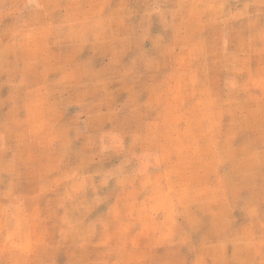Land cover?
<instances>
[{"label":"clouds","instance_id":"obj_1","mask_svg":"<svg viewBox=\"0 0 264 264\" xmlns=\"http://www.w3.org/2000/svg\"><path fill=\"white\" fill-rule=\"evenodd\" d=\"M0 264H264V0H0Z\"/></svg>","mask_w":264,"mask_h":264}]
</instances>
